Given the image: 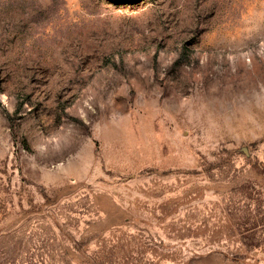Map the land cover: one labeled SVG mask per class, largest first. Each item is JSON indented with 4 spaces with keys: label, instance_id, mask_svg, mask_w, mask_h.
Here are the masks:
<instances>
[{
    "label": "rangeland",
    "instance_id": "374dc122",
    "mask_svg": "<svg viewBox=\"0 0 264 264\" xmlns=\"http://www.w3.org/2000/svg\"><path fill=\"white\" fill-rule=\"evenodd\" d=\"M0 264H264V0H0Z\"/></svg>",
    "mask_w": 264,
    "mask_h": 264
}]
</instances>
